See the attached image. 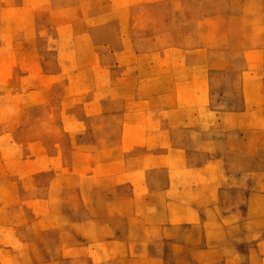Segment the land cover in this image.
Here are the masks:
<instances>
[{
  "label": "rangeland",
  "instance_id": "374dc122",
  "mask_svg": "<svg viewBox=\"0 0 264 264\" xmlns=\"http://www.w3.org/2000/svg\"><path fill=\"white\" fill-rule=\"evenodd\" d=\"M200 71L217 104L264 92V0H0V264H116L119 186L151 150L120 138ZM263 229L240 227V264H264Z\"/></svg>",
  "mask_w": 264,
  "mask_h": 264
},
{
  "label": "crops",
  "instance_id": "0c3cea01",
  "mask_svg": "<svg viewBox=\"0 0 264 264\" xmlns=\"http://www.w3.org/2000/svg\"><path fill=\"white\" fill-rule=\"evenodd\" d=\"M183 76L166 88V103L151 108L149 127L159 133L120 138L151 150L140 154L143 164L127 167L126 178L120 174L119 227L110 237L119 240L116 264H240V227L264 225L262 86L248 80L246 101L234 107L214 103L220 93L212 74Z\"/></svg>",
  "mask_w": 264,
  "mask_h": 264
}]
</instances>
